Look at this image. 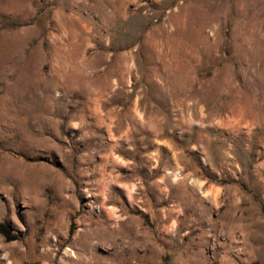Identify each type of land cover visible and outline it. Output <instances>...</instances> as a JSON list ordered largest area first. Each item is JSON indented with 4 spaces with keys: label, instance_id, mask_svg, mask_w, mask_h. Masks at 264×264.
Here are the masks:
<instances>
[{
    "label": "rangeland",
    "instance_id": "1",
    "mask_svg": "<svg viewBox=\"0 0 264 264\" xmlns=\"http://www.w3.org/2000/svg\"><path fill=\"white\" fill-rule=\"evenodd\" d=\"M0 264H264V0H0Z\"/></svg>",
    "mask_w": 264,
    "mask_h": 264
},
{
    "label": "bare ground",
    "instance_id": "2",
    "mask_svg": "<svg viewBox=\"0 0 264 264\" xmlns=\"http://www.w3.org/2000/svg\"><path fill=\"white\" fill-rule=\"evenodd\" d=\"M6 256V255H5Z\"/></svg>",
    "mask_w": 264,
    "mask_h": 264
}]
</instances>
